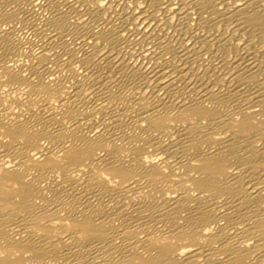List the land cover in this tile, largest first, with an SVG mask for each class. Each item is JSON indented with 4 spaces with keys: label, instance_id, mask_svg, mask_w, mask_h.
Segmentation results:
<instances>
[{
    "label": "bare ground",
    "instance_id": "bare-ground-1",
    "mask_svg": "<svg viewBox=\"0 0 264 264\" xmlns=\"http://www.w3.org/2000/svg\"><path fill=\"white\" fill-rule=\"evenodd\" d=\"M0 264H264V0H0Z\"/></svg>",
    "mask_w": 264,
    "mask_h": 264
}]
</instances>
